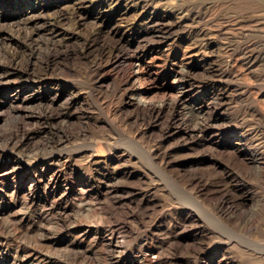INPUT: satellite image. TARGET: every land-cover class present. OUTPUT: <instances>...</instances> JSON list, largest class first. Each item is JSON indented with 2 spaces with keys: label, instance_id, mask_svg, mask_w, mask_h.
<instances>
[{
  "label": "rangeland",
  "instance_id": "rangeland-1",
  "mask_svg": "<svg viewBox=\"0 0 264 264\" xmlns=\"http://www.w3.org/2000/svg\"><path fill=\"white\" fill-rule=\"evenodd\" d=\"M0 264H264V0H0Z\"/></svg>",
  "mask_w": 264,
  "mask_h": 264
},
{
  "label": "bare ground",
  "instance_id": "bare-ground-1",
  "mask_svg": "<svg viewBox=\"0 0 264 264\" xmlns=\"http://www.w3.org/2000/svg\"><path fill=\"white\" fill-rule=\"evenodd\" d=\"M126 78H128V77H126ZM131 79V78H130ZM125 80H127V79H125ZM140 103V102H139Z\"/></svg>",
  "mask_w": 264,
  "mask_h": 264
}]
</instances>
